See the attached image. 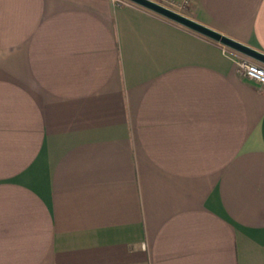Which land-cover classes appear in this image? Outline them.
I'll return each mask as SVG.
<instances>
[{"label": "crops", "instance_id": "crops-1", "mask_svg": "<svg viewBox=\"0 0 264 264\" xmlns=\"http://www.w3.org/2000/svg\"><path fill=\"white\" fill-rule=\"evenodd\" d=\"M186 17L264 54V0ZM240 56L135 3L0 0V264H264Z\"/></svg>", "mask_w": 264, "mask_h": 264}, {"label": "water", "instance_id": "water-1", "mask_svg": "<svg viewBox=\"0 0 264 264\" xmlns=\"http://www.w3.org/2000/svg\"><path fill=\"white\" fill-rule=\"evenodd\" d=\"M131 3H135L141 7H144L148 10H151L165 18H168L180 25H183L184 27H187L188 29H191L205 37H208L220 44H222L225 47L231 48L251 59H253L256 62H259L260 64L264 65V54L248 47L243 44H240L236 41H233L191 19L188 17L175 12L167 7H164L152 0H128Z\"/></svg>", "mask_w": 264, "mask_h": 264}, {"label": "built area", "instance_id": "built-area-1", "mask_svg": "<svg viewBox=\"0 0 264 264\" xmlns=\"http://www.w3.org/2000/svg\"><path fill=\"white\" fill-rule=\"evenodd\" d=\"M114 6H122L131 3L128 0H109ZM179 9L187 8L191 5L192 0H169ZM164 6V5H162ZM165 7V6H164ZM235 69L242 77L252 80L257 84L264 86V65L258 64L253 59L243 55L235 61Z\"/></svg>", "mask_w": 264, "mask_h": 264}, {"label": "rangeland", "instance_id": "rangeland-1", "mask_svg": "<svg viewBox=\"0 0 264 264\" xmlns=\"http://www.w3.org/2000/svg\"><path fill=\"white\" fill-rule=\"evenodd\" d=\"M152 1H154L160 5H164L165 7L169 8L175 12H178L184 16H187V14L189 12V7L179 9L176 5H174V3L170 2L169 0H152ZM257 63H259V62H257Z\"/></svg>", "mask_w": 264, "mask_h": 264}]
</instances>
